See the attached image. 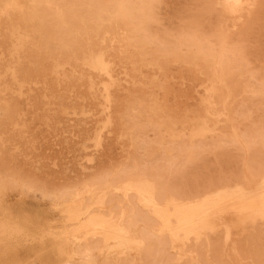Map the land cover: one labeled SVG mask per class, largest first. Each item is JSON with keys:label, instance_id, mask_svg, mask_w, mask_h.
<instances>
[{"label": "rangeland", "instance_id": "obj_1", "mask_svg": "<svg viewBox=\"0 0 264 264\" xmlns=\"http://www.w3.org/2000/svg\"><path fill=\"white\" fill-rule=\"evenodd\" d=\"M68 262L264 264V0H0V264Z\"/></svg>", "mask_w": 264, "mask_h": 264}, {"label": "bare ground", "instance_id": "obj_2", "mask_svg": "<svg viewBox=\"0 0 264 264\" xmlns=\"http://www.w3.org/2000/svg\"><path fill=\"white\" fill-rule=\"evenodd\" d=\"M63 1V0H62ZM233 1H236V2H238L239 0H233ZM241 1V0H240ZM83 3V2H82ZM232 3V2H231ZM250 3V2H249ZM59 4V3H58ZM236 4V3H235ZM66 5H68V4H66ZM8 6V5H7ZM10 6V5H9ZM232 6V5H231ZM234 6V5H233ZM241 6H243V4H242V2H241ZM6 7V6H5ZM229 7V6H228ZM230 8V7H229ZM232 8V7H231ZM236 8V7H235ZM237 8H238V6H237ZM64 9V8H63ZM66 9V8H65ZM64 9V10H65ZM232 10H234L233 8L231 9V11ZM76 11V10H75ZM71 13V12H70ZM79 13V12H78ZM60 14H62V13H60ZM59 14V15H60ZM83 14V13H82ZM69 18V17H68ZM42 21V20H41ZM86 21V20H85ZM78 23V22H77ZM76 23V24H77ZM87 23V22H86ZM70 25H72V24H70ZM78 25V24H77ZM91 25V24H90ZM38 26V25H37ZM92 26V25H91ZM42 29V28H41ZM91 30H92V28H91ZM49 31V30H48ZM52 31V30H51ZM55 32V31H54ZM58 32V31H57ZM57 32H56V34H57ZM45 33H46V31H45ZM52 33V32H51ZM55 34V33H54ZM53 34V35H54ZM55 34V35H56ZM50 37H51V35H50ZM45 43V42H44ZM40 45V44H39ZM66 46H67V44H66ZM65 49V48H64ZM63 51H65V50H63ZM69 51V50H68ZM30 56V55H29ZM16 68V67H15ZM16 72H17V70H16ZM110 76V75H109ZM109 78H111V77H109ZM101 79V78H100ZM104 181V180H103ZM123 182V181H122ZM220 187V186H219ZM161 188V187H160ZM159 192V191H158ZM159 195H161V194H159ZM195 196V195H194ZM113 197V196H112ZM188 198V197H187ZM115 199V198H114ZM186 199V198H185ZM109 200V199H108ZM164 201V200H163ZM112 203V202H111ZM114 203V202H113ZM115 206H117V205H115ZM104 214V213H103ZM141 214V213H140ZM144 217V216H143ZM145 220V219H144ZM131 226V225H130ZM146 232V231H145ZM146 235V234H145ZM154 235V234H153ZM175 235V234H174ZM149 236V235H148ZM146 237V236H145ZM150 237V236H149ZM156 238H157V236H156ZM205 238V237H204ZM203 238V239H204ZM250 239H251V237H250ZM99 240V239H98ZM251 240H253V239H251ZM151 241V240H150ZM204 241V240H203ZM98 244H99V242H98ZM81 247V246H80ZM148 247V246H147ZM150 247H152L151 245H150ZM97 248H99V247H97ZM149 248V247H148ZM199 248V247H198ZM94 249H96V247H94L92 250H94ZM100 253V252H99ZM93 256V255H92ZM95 256V255H94ZM115 256V255H114ZM81 258V257H80ZM203 259V258H202ZM97 260V259H96ZM214 260V259H213ZM93 261V260H92ZM92 261H90V263H92ZM220 261V260H219ZM98 263V262H97ZM105 263V262H104ZM125 263V262H124ZM67 264H72L71 262H68Z\"/></svg>", "mask_w": 264, "mask_h": 264}]
</instances>
